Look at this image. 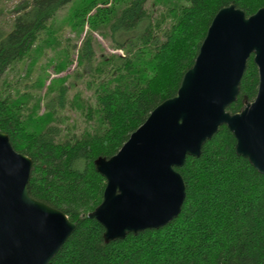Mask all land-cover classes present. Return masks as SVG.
<instances>
[{
    "label": "trees",
    "instance_id": "trees-1",
    "mask_svg": "<svg viewBox=\"0 0 264 264\" xmlns=\"http://www.w3.org/2000/svg\"><path fill=\"white\" fill-rule=\"evenodd\" d=\"M231 4L246 17L264 8V0H24L8 29L0 24V81L14 65L33 62L34 53L54 45L53 24L62 11L68 8L66 20L77 40L88 27L73 79L86 74L91 96L76 93L69 101L87 123L79 136H61L57 123L69 89L65 78L46 85L45 75L36 82L47 98L41 114L0 87V132L32 161L30 197L76 223L49 264H264V175L236 154L226 126L204 144L199 158L187 157L176 169L185 200L169 224L105 243L103 227L81 218L102 202L106 187L94 161L115 155L153 109L175 96L212 19ZM67 62L51 64L56 75L69 68ZM258 81L251 56L229 113L255 99Z\"/></svg>",
    "mask_w": 264,
    "mask_h": 264
},
{
    "label": "water",
    "instance_id": "water-1",
    "mask_svg": "<svg viewBox=\"0 0 264 264\" xmlns=\"http://www.w3.org/2000/svg\"><path fill=\"white\" fill-rule=\"evenodd\" d=\"M251 56L256 97L231 114ZM222 126L233 134L236 154L264 175V8L249 17L233 4L216 13L175 96L153 109L115 155L94 161L106 187L102 202L81 218L103 227L105 243L169 224L185 200L176 169L199 158ZM31 171V159L0 132V264H49L76 228L30 197Z\"/></svg>",
    "mask_w": 264,
    "mask_h": 264
},
{
    "label": "rangeland",
    "instance_id": "rangeland-1",
    "mask_svg": "<svg viewBox=\"0 0 264 264\" xmlns=\"http://www.w3.org/2000/svg\"><path fill=\"white\" fill-rule=\"evenodd\" d=\"M24 0H0V24L5 29H8L15 13L16 6ZM30 2L31 0H25ZM60 13V12H59ZM58 13V14H59ZM57 14V16H58ZM68 8L62 11L59 18L53 24L54 34L51 39H55L56 42L52 47L43 48L41 55L34 53V61L24 59L21 62L14 65L8 72L5 73L0 81V87L5 88L6 93H10L11 98L23 102V107L29 112L36 111L38 114L44 112L45 103L47 98L44 96V92L36 89L34 86L36 82L47 76L46 85H48L51 79L59 77L65 78L69 89L67 91L65 108L58 112L61 116L58 126L62 129L61 136L66 134L80 135L86 128L87 123L78 109L70 108L69 101L78 93L83 99L90 98L91 91L86 88L87 77L86 74L79 77L77 80L73 79V75L77 70V49L79 48L80 41L85 36L88 27L85 26L83 32L80 34V39L77 40V32L71 28L70 23L67 22ZM97 40L104 45L103 40L95 35ZM48 38V35H42L39 43L42 45L43 41ZM56 44V45H55ZM73 44L75 47H73ZM49 48V49H48ZM68 56V59H67ZM36 58V59H35ZM67 60H69L67 62ZM57 61L67 62L69 65L63 73L56 75L51 64ZM79 70V69H78ZM76 81V82H75ZM74 82V85L71 83ZM39 102V106L37 103ZM90 102H93L91 100ZM56 120V118H55Z\"/></svg>",
    "mask_w": 264,
    "mask_h": 264
}]
</instances>
